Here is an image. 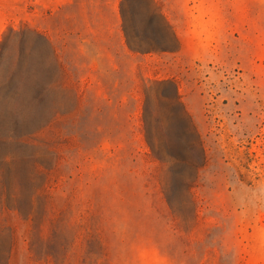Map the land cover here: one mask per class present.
Masks as SVG:
<instances>
[{"label": "rangeland", "instance_id": "374dc122", "mask_svg": "<svg viewBox=\"0 0 264 264\" xmlns=\"http://www.w3.org/2000/svg\"><path fill=\"white\" fill-rule=\"evenodd\" d=\"M128 1L0 0V264H264V0Z\"/></svg>", "mask_w": 264, "mask_h": 264}, {"label": "trees", "instance_id": "16d2710c", "mask_svg": "<svg viewBox=\"0 0 264 264\" xmlns=\"http://www.w3.org/2000/svg\"><path fill=\"white\" fill-rule=\"evenodd\" d=\"M128 0H121L120 4V15L122 19V30L124 33V36L126 38V44L130 51L136 54H148L151 52H167L166 48H160V49H153L152 47L148 45H144L146 47L143 48V46H132L128 41V34L126 31V25L128 20H131V17L129 14L124 12V5L128 3ZM36 38H38L41 42L45 43V46H48V42L45 39L43 35L38 33L37 31H31ZM9 35H17L13 29H9L8 32ZM0 60L3 59L5 54V46H0ZM153 87H166L170 88L172 90V100L174 104L179 107L181 110L184 111L183 106L180 102V98L178 95L177 90V84L174 80H165V81H153L152 83ZM10 87V83L7 80H3L0 82V118L6 117L7 119H18L19 123L25 127V130H28V125L34 120L38 119V115L42 112H46L43 109H46L45 103L47 102L49 98V94L45 91H39V92H29V93H19L18 91H6V87ZM149 101V93L145 92V100H144V108H143V130L145 134V142L147 147L150 149V152L157 158V155L160 153V149L162 148L164 151H166L169 154V149L171 148L169 141H163V143L158 144L156 143L157 139L152 138L151 133V126L147 123L146 119V113L145 112L146 106ZM28 108H34L32 110V113L29 115H25L27 113L24 112V109ZM1 118V119H2ZM27 135H33L34 133H30L28 131H25ZM28 137V136H26ZM4 139V136L0 134V141ZM1 143V142H0ZM201 152L202 161H204V150L202 147L199 148ZM171 150V149H170ZM171 154V152H170ZM166 201L168 202V197L166 196ZM15 211L18 212V214L23 215L25 214V210L23 207H21V203H18V200L16 201L14 205Z\"/></svg>", "mask_w": 264, "mask_h": 264}, {"label": "crops", "instance_id": "0c3cea01", "mask_svg": "<svg viewBox=\"0 0 264 264\" xmlns=\"http://www.w3.org/2000/svg\"><path fill=\"white\" fill-rule=\"evenodd\" d=\"M92 1H93V0H88V2H90V3H91ZM96 1H97V0H96ZM112 8H113V10L115 11V6H114V5L112 6ZM119 8H120V0H119ZM87 14H88V15H90V14L92 15V14H95V13H93V12H92V13L87 12Z\"/></svg>", "mask_w": 264, "mask_h": 264}]
</instances>
